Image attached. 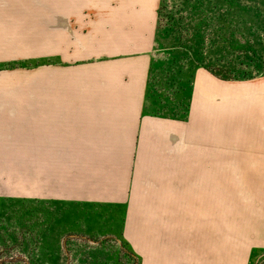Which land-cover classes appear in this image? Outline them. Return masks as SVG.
<instances>
[{
	"label": "crops",
	"instance_id": "0c3cea01",
	"mask_svg": "<svg viewBox=\"0 0 264 264\" xmlns=\"http://www.w3.org/2000/svg\"><path fill=\"white\" fill-rule=\"evenodd\" d=\"M70 1L0 0V202L28 161L31 204L142 264L264 263V76L201 69L185 117L149 113L159 0Z\"/></svg>",
	"mask_w": 264,
	"mask_h": 264
},
{
	"label": "rangeland",
	"instance_id": "374dc122",
	"mask_svg": "<svg viewBox=\"0 0 264 264\" xmlns=\"http://www.w3.org/2000/svg\"><path fill=\"white\" fill-rule=\"evenodd\" d=\"M80 3L71 0V10ZM201 69L235 81L264 76V0H159L145 110L185 117ZM23 165L22 197L0 202V264H142L126 240L68 232L64 207L31 204Z\"/></svg>",
	"mask_w": 264,
	"mask_h": 264
},
{
	"label": "trees",
	"instance_id": "16d2710c",
	"mask_svg": "<svg viewBox=\"0 0 264 264\" xmlns=\"http://www.w3.org/2000/svg\"><path fill=\"white\" fill-rule=\"evenodd\" d=\"M226 73H228L227 71H226ZM247 76H249V75H245L244 77H247ZM221 78H223V77H221ZM251 77H248L247 79H250ZM223 79H225V80H229L228 78H223ZM237 80V79H236Z\"/></svg>",
	"mask_w": 264,
	"mask_h": 264
}]
</instances>
